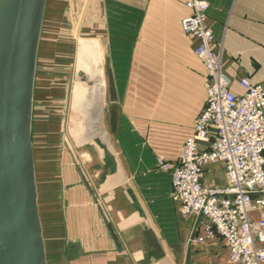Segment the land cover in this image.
<instances>
[{"label":"crops","instance_id":"0c3cea01","mask_svg":"<svg viewBox=\"0 0 264 264\" xmlns=\"http://www.w3.org/2000/svg\"><path fill=\"white\" fill-rule=\"evenodd\" d=\"M188 1H47L32 137L49 264H231L218 234L193 241L207 219L180 214L161 167L207 101ZM205 1L232 88L264 83V0Z\"/></svg>","mask_w":264,"mask_h":264},{"label":"built area","instance_id":"2783aa9c","mask_svg":"<svg viewBox=\"0 0 264 264\" xmlns=\"http://www.w3.org/2000/svg\"><path fill=\"white\" fill-rule=\"evenodd\" d=\"M184 32L197 41L196 56L205 68L207 101L173 164L172 195L182 216L207 219L204 242L218 234L231 264H264V83L239 79L240 92L224 70L223 49L215 47L205 0H189ZM222 169L227 184L207 181Z\"/></svg>","mask_w":264,"mask_h":264},{"label":"water","instance_id":"95a60500","mask_svg":"<svg viewBox=\"0 0 264 264\" xmlns=\"http://www.w3.org/2000/svg\"><path fill=\"white\" fill-rule=\"evenodd\" d=\"M47 1L0 0V264H49L32 137Z\"/></svg>","mask_w":264,"mask_h":264},{"label":"rangeland","instance_id":"374dc122","mask_svg":"<svg viewBox=\"0 0 264 264\" xmlns=\"http://www.w3.org/2000/svg\"><path fill=\"white\" fill-rule=\"evenodd\" d=\"M216 174V173H215ZM222 175L225 174L224 172L221 173ZM227 184V181L223 182V185Z\"/></svg>","mask_w":264,"mask_h":264}]
</instances>
